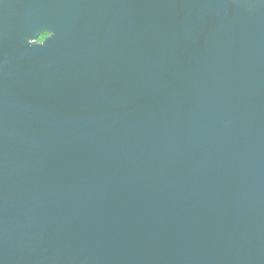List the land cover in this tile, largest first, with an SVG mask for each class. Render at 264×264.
Masks as SVG:
<instances>
[{"label":"water","instance_id":"water-1","mask_svg":"<svg viewBox=\"0 0 264 264\" xmlns=\"http://www.w3.org/2000/svg\"><path fill=\"white\" fill-rule=\"evenodd\" d=\"M0 264H264V0H0Z\"/></svg>","mask_w":264,"mask_h":264},{"label":"trees","instance_id":"trees-1","mask_svg":"<svg viewBox=\"0 0 264 264\" xmlns=\"http://www.w3.org/2000/svg\"><path fill=\"white\" fill-rule=\"evenodd\" d=\"M47 36H48V34H45V35L41 36V37L39 38V41H43Z\"/></svg>","mask_w":264,"mask_h":264}]
</instances>
